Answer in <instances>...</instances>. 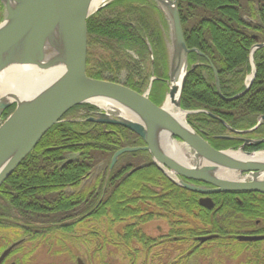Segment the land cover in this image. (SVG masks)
<instances>
[{"label":"trees","instance_id":"16d2710c","mask_svg":"<svg viewBox=\"0 0 264 264\" xmlns=\"http://www.w3.org/2000/svg\"><path fill=\"white\" fill-rule=\"evenodd\" d=\"M177 9L187 48L202 54L188 56L189 68L198 67L189 72L181 107L207 114L189 116V125L221 151L238 150L247 139H264V123L247 133L264 116V48L254 54L257 75L240 99L226 102L217 95L213 71L225 99L245 91L251 50L264 44V0H178ZM87 32L89 78L143 94L156 77L150 98L162 104L168 91L162 80L169 78V39L153 0H114L88 20ZM14 111L15 106L7 110L4 119ZM95 112L89 105L69 111L1 186L0 231L34 243L55 234L72 239L82 229L87 251L94 256L91 248L98 246L106 255L101 264L110 255L107 245L115 250L112 264H226L242 256L237 264H264V241L236 239L245 228L264 236V195L221 194L215 197L221 198L217 211L210 212L200 207L198 194L169 182L146 152L125 154L110 170L118 151L143 142L126 128L88 122ZM263 149L264 144L246 151ZM143 165L146 169L128 175ZM154 219L168 222L166 236L145 234L142 226ZM211 235L218 238L199 243Z\"/></svg>","mask_w":264,"mask_h":264},{"label":"water","instance_id":"95a60500","mask_svg":"<svg viewBox=\"0 0 264 264\" xmlns=\"http://www.w3.org/2000/svg\"><path fill=\"white\" fill-rule=\"evenodd\" d=\"M94 8L93 0H0L4 7V19L0 24V86L3 74L14 66L32 67L37 71L58 72L51 82L39 92L23 96L17 92L0 89V116L16 106L14 113L0 128V188L37 147L49 130L73 108L85 104L96 106L105 103L114 111L113 116L105 112L95 114L88 121L95 124L120 126L136 134L145 147L124 148L112 158L113 169L122 155L147 152L152 164L174 185L203 196L224 193H259L264 195V159L257 157L264 151L247 153L245 146H258L264 141H245L238 151H217L202 139L187 123V117L200 112L184 111L181 99L188 71V56L197 50H189L185 43L177 0H154L165 16L170 29L169 50V93L161 107L149 100L153 83L148 90L138 93L115 83L93 80L87 77L88 20L104 9L109 2ZM264 44L253 47L250 56L251 74L245 91L228 102L245 96L256 78L254 54ZM195 65L191 68L194 70ZM217 95L221 92L217 71L213 68ZM10 90V88H8ZM176 112L181 111L184 119L167 109L168 101ZM207 114L206 112H202ZM264 123L259 118L257 126ZM221 139H226L222 137ZM183 146L194 154L195 165L190 166L187 157L177 146ZM232 154V155H231ZM73 160H69L66 164ZM132 170L128 175L141 170ZM246 177L239 178L241 175ZM181 179L195 181L214 187L203 189L186 184ZM200 205L211 209V200L202 199ZM217 238H199L204 244ZM243 243L263 241L260 236H238ZM20 243L9 247L0 256L2 264ZM81 264V261L78 260Z\"/></svg>","mask_w":264,"mask_h":264},{"label":"rangeland","instance_id":"374dc122","mask_svg":"<svg viewBox=\"0 0 264 264\" xmlns=\"http://www.w3.org/2000/svg\"><path fill=\"white\" fill-rule=\"evenodd\" d=\"M165 19V16H164ZM167 23V30L170 32ZM111 110L110 108H107ZM111 113L115 115H119V112H114L111 110ZM185 154L189 156V151L185 150ZM188 163L193 166L195 161L188 159ZM139 168V167H135ZM132 171V170H131ZM130 171V172H131ZM208 197H204L198 200L200 205V201L202 199H207ZM217 201H221L220 199L214 198V206L211 208L210 212L217 211L218 203ZM201 208L205 209V207L201 206ZM168 222L163 219L153 220L149 223H145L142 226L143 231L145 234L151 238H161L166 236L169 232V225ZM199 226V223H195ZM203 228V227H201ZM245 230V231H244ZM243 232L245 235H250L252 230L245 228ZM86 232L82 229H78L74 235L71 236L72 239L62 240L59 234L53 235L52 239L45 240V241H36L26 242L22 246L24 248L21 249L20 252L17 254H13L11 257L4 264H79L78 260L81 261V264H101V258L105 255L103 252H100L97 247H92L91 249H95L94 256L92 252H88L86 249V245L83 243V240L80 239ZM256 236V235H252ZM18 236L11 232L10 230L7 231H0V253L3 246L10 245L12 242H16ZM208 243V242H207ZM107 245V244H106ZM108 253L110 254L109 257H106L104 263L112 264L114 261V254L115 250L112 246H108ZM90 249V250H91ZM251 258L254 257V254L251 252L249 253ZM106 256V255H105ZM244 260V256L238 259V262H228L226 264H237ZM103 264V263H102Z\"/></svg>","mask_w":264,"mask_h":264},{"label":"bare ground","instance_id":"6f19581e","mask_svg":"<svg viewBox=\"0 0 264 264\" xmlns=\"http://www.w3.org/2000/svg\"><path fill=\"white\" fill-rule=\"evenodd\" d=\"M106 1L107 0H93L92 5L94 8H97V7L101 6ZM168 55H169V50H168ZM57 73L58 72L56 71V69H52L50 71L43 72V71H37L36 69H33L32 67L14 66V67H11L9 70H7L3 74V76H4V79L2 81L3 85L0 86V89L3 90L4 92L13 91V92H17L18 94L23 95V96H28V95L32 96V95L36 94L37 92H39L49 82H51V80L53 79L54 76H56ZM8 88H10V90H8ZM222 100L228 102L226 99H222ZM95 104L99 105L102 108L108 107V105L105 103H95ZM167 109L171 113L172 112L175 113L176 116L179 117V119H181V120L184 119V115L182 113H180L181 111H178V112L175 111L174 105L172 104V102L170 100L167 103ZM208 115L211 116V118H215L211 114H208ZM88 122H90V121H88ZM230 139H231L230 137H226V139H223V140H230ZM243 146H244V142H243V145L241 147H243ZM181 147L183 148V146H179V145L177 146V150L179 149L180 155H181V153H180ZM257 157H262L264 159V153L257 155ZM139 167H143L141 170H144V169H146L145 167H147V165L146 166L143 165V166H139ZM134 169H136V168H134ZM141 170H139V171H141ZM157 170L164 176V174L159 169H157ZM186 191H188V190H186ZM188 192H190V191H188ZM191 193H193V192H191ZM194 194H196V193H194ZM255 194H259V193H255ZM260 195H263V194H260ZM210 196H208V199L212 201L213 206H214V202L210 198ZM205 209L209 210V211L211 210L208 208H205ZM211 236H216V235H211ZM217 238H218V236H217ZM217 238H215V239H217ZM215 239H213V240H215ZM213 240H211V241H213ZM259 242H261V241H259Z\"/></svg>","mask_w":264,"mask_h":264},{"label":"flooded vegetation","instance_id":"af4514ba","mask_svg":"<svg viewBox=\"0 0 264 264\" xmlns=\"http://www.w3.org/2000/svg\"><path fill=\"white\" fill-rule=\"evenodd\" d=\"M2 14H3V8H2V6L0 5V16H2ZM257 45H259V44H257ZM165 84H166V87H167V79H163L162 80ZM150 100H151V98H150ZM151 102L153 103V104H155V105H158V104H156L154 101H152L151 100ZM94 113H92V115H93ZM202 137V136H201ZM203 138V137H202ZM204 139V138H203ZM205 140V139H204ZM247 140H255V139H247ZM257 140H264V139H257ZM206 141V140H205ZM208 144H209V142L208 141H206ZM210 145V144H209ZM263 145V144H262ZM141 146H143V145H141ZM261 146V145H260ZM211 147H213V146H211ZM214 148V147H213ZM215 149V148H214ZM216 150V149H215ZM218 151H221V150H218ZM192 153H190V158H191V160H193L194 161V157L191 155ZM184 182L186 183V184H189V185H195L196 187H199V188H205V189H210V190H213L214 189V187H211V186H209V185H206V184H203V183H199V182H195V181H187V180H184ZM216 196H221V194H214V195H211L210 196V198L214 201V198L216 197ZM201 198H203V197H201L200 196V198L199 199H201Z\"/></svg>","mask_w":264,"mask_h":264}]
</instances>
